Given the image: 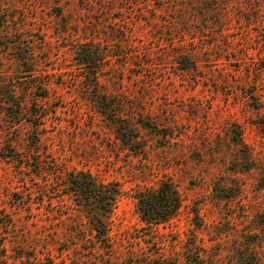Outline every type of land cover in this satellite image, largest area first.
Returning a JSON list of instances; mask_svg holds the SVG:
<instances>
[{"label": "rangeland", "instance_id": "obj_1", "mask_svg": "<svg viewBox=\"0 0 264 264\" xmlns=\"http://www.w3.org/2000/svg\"><path fill=\"white\" fill-rule=\"evenodd\" d=\"M75 171L121 189L110 254ZM163 182L182 205L152 228ZM0 264H264V0H0Z\"/></svg>", "mask_w": 264, "mask_h": 264}, {"label": "trees", "instance_id": "obj_2", "mask_svg": "<svg viewBox=\"0 0 264 264\" xmlns=\"http://www.w3.org/2000/svg\"><path fill=\"white\" fill-rule=\"evenodd\" d=\"M75 53L81 64L96 65L91 68L94 72H98L100 66L97 64H100L102 59L97 61V55L92 53L89 43L78 45ZM43 84L49 85L47 82ZM89 86L95 89L98 86V78L91 80ZM96 98L102 114L111 116L114 123L121 122V112L116 105L111 104L107 97L97 95ZM141 123L144 128L153 127L150 122L143 119ZM62 183V190L64 192L67 190L66 194L72 200L75 210L78 211L82 220L75 223L76 227H79L75 232L84 230L85 234L88 230L91 233L90 237L84 235L81 239L82 241L93 242L91 251L112 253L114 246L110 235V223L121 197L119 185L98 180L89 171L72 172L64 177ZM137 201L142 221L152 228L160 223L170 221L182 205L179 191L170 182H163L155 191L139 194Z\"/></svg>", "mask_w": 264, "mask_h": 264}]
</instances>
